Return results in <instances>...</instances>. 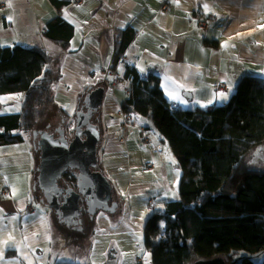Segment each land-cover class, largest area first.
<instances>
[{
  "label": "crops",
  "instance_id": "obj_1",
  "mask_svg": "<svg viewBox=\"0 0 264 264\" xmlns=\"http://www.w3.org/2000/svg\"><path fill=\"white\" fill-rule=\"evenodd\" d=\"M5 2L0 4V48L22 44L50 54L56 102L50 110L67 117L57 124L53 119L56 126L71 123L78 111L86 109V93L105 88L93 121L101 129L98 163L112 184V201L118 207L112 214L94 215L93 241L83 264L152 262L145 247V226L168 201L178 198L181 171L157 132L122 110L131 87L126 65L159 73L165 97L174 107L195 111L217 106L243 77H264V0H72L60 11L51 0ZM57 15L74 28L67 48L45 35L47 23ZM199 18L209 22L206 39ZM126 28L133 29L135 37L117 59V41ZM103 67L114 68L123 78L114 91L109 86L114 76ZM22 98L20 92L0 95V114L19 113ZM144 136L160 147L145 144ZM9 144L0 145V173L6 160L2 149ZM31 149L35 151L34 144ZM33 170L32 181L23 189L21 183L14 189L2 176V216L22 219L38 211H27L25 201L31 197L17 196L29 186L35 189L37 166L35 174Z\"/></svg>",
  "mask_w": 264,
  "mask_h": 264
},
{
  "label": "trees",
  "instance_id": "obj_2",
  "mask_svg": "<svg viewBox=\"0 0 264 264\" xmlns=\"http://www.w3.org/2000/svg\"><path fill=\"white\" fill-rule=\"evenodd\" d=\"M51 1L60 11L72 0ZM45 35L67 48L74 28L57 15L47 23ZM134 37L131 28L120 32L117 59ZM51 62L42 47L0 48V95H23L19 113L0 114V145L23 141V132L36 129L56 105ZM125 77L131 87L122 110L147 120L145 127L171 147L181 171L178 198L145 226V247L153 264L225 259L232 251L249 253L233 264H264V259L252 258L264 252V171L242 165L247 156L256 158L264 144V77L245 76L223 103L195 111L174 107L166 99L157 72L127 64ZM75 172L66 171L59 183L76 187ZM35 189L47 205L37 176Z\"/></svg>",
  "mask_w": 264,
  "mask_h": 264
},
{
  "label": "rangeland",
  "instance_id": "obj_3",
  "mask_svg": "<svg viewBox=\"0 0 264 264\" xmlns=\"http://www.w3.org/2000/svg\"><path fill=\"white\" fill-rule=\"evenodd\" d=\"M56 111L58 112V110H49L44 121L39 123L37 128L49 124L50 127H53L51 128L53 133L58 134L57 130L60 125L56 126V124L61 120L65 121L67 117L62 112L55 115ZM70 120L71 123H66L63 127L68 139H72L74 136L77 117ZM34 130L29 133L23 132L25 136L23 142L17 143V145L9 144L10 146L6 145L2 149L6 160L5 167L1 169L0 181L3 182L2 176H5L13 183L14 189L19 183L23 189L25 182H28L30 178L32 181L31 170L34 169L35 174L36 166L38 168L40 155L31 149V145L34 144ZM257 149L260 150V154H256L254 159H251L252 154L247 156L242 165L245 168L263 172L264 144ZM1 189L2 183H0ZM23 195H27L35 201L38 211L35 214H26L21 217L22 219L18 215L2 216L0 212V264H59L65 262L83 264L84 261H87L94 236L95 219L84 214L83 231H78L59 219L57 213L39 198L41 194L38 190L29 186L26 191L17 194V196ZM6 234L9 238H1ZM247 254L249 255L245 251H232L226 255L225 264H233ZM252 258L262 261L264 252L254 255Z\"/></svg>",
  "mask_w": 264,
  "mask_h": 264
},
{
  "label": "water",
  "instance_id": "obj_4",
  "mask_svg": "<svg viewBox=\"0 0 264 264\" xmlns=\"http://www.w3.org/2000/svg\"><path fill=\"white\" fill-rule=\"evenodd\" d=\"M104 95L103 86L86 93V109L78 111L75 115L77 121L72 139L66 137L63 125L59 126L58 134L34 130V138L39 136V140L34 143L35 151L40 155L37 185L47 206L57 213L63 223L78 230L83 229L82 199L86 201V212L92 216L100 210L114 212L118 207L117 204L111 203L112 184L98 164L101 129L93 120L102 107ZM70 169L76 171L77 190L71 187L63 188L59 184L63 174ZM194 264H225V259L218 257L197 260Z\"/></svg>",
  "mask_w": 264,
  "mask_h": 264
},
{
  "label": "built area",
  "instance_id": "obj_5",
  "mask_svg": "<svg viewBox=\"0 0 264 264\" xmlns=\"http://www.w3.org/2000/svg\"><path fill=\"white\" fill-rule=\"evenodd\" d=\"M0 4L2 6H5L6 5L5 0L1 1ZM198 22H199L200 27L205 31L204 38L206 39L208 37L206 32H207V29L209 28V22L206 19H204V18H199ZM102 69H103V71H107V72L111 73L114 76L115 80L112 81L109 84L110 90L114 91V89H116V87L120 86V84L123 82L122 76H120L117 73V71L114 70V69H105L104 67ZM222 87H224L223 84H221V88ZM213 107L208 108V110L212 109ZM134 118H136V117L134 116ZM137 119L140 120L139 118H137ZM143 141H144L145 144H152L154 147H158V148L160 147V146L156 145L151 140V138L149 136H144ZM149 166H151V165H149ZM25 204H26V209H27L28 212H36L37 211V207H36L33 199L27 198L26 201H25Z\"/></svg>",
  "mask_w": 264,
  "mask_h": 264
},
{
  "label": "flooded vegetation",
  "instance_id": "obj_6",
  "mask_svg": "<svg viewBox=\"0 0 264 264\" xmlns=\"http://www.w3.org/2000/svg\"><path fill=\"white\" fill-rule=\"evenodd\" d=\"M97 114H98V112L96 113V116H97ZM94 119H95V117H94ZM51 128H53V127H50L49 125H43L42 127H39V128H37L36 130L37 131H48V132H50V133H53V130H51ZM55 128V127H54ZM34 136V135H33ZM39 140V136L38 137H36V138H34L33 137V143H35L36 141H38ZM39 153V152H38ZM60 184V186H62L63 188H66V187H68L69 186V184L68 183H65V182H61V183H59ZM38 186V185H37ZM71 188H74V189H76L77 190V184H76V187L75 186H71ZM112 199H113V197H112ZM113 201L111 200V203H112ZM81 209H82V212H83V215H82V224H83V216H84V214H87V215H89L92 219H94V216H92V215H90V214H88L87 212H85V210H86V201L84 200V199H82L81 200ZM65 224V223H64ZM71 228H74L73 226H70ZM75 229V228H74ZM75 230H78V229H75ZM78 231H83V229L82 230H78Z\"/></svg>",
  "mask_w": 264,
  "mask_h": 264
},
{
  "label": "snow or ice",
  "instance_id": "obj_7",
  "mask_svg": "<svg viewBox=\"0 0 264 264\" xmlns=\"http://www.w3.org/2000/svg\"><path fill=\"white\" fill-rule=\"evenodd\" d=\"M171 95V93H169ZM223 96V94H221ZM174 99H180L179 97H173Z\"/></svg>",
  "mask_w": 264,
  "mask_h": 264
},
{
  "label": "bare ground",
  "instance_id": "obj_8",
  "mask_svg": "<svg viewBox=\"0 0 264 264\" xmlns=\"http://www.w3.org/2000/svg\"><path fill=\"white\" fill-rule=\"evenodd\" d=\"M112 69V68H111ZM99 164V163H98Z\"/></svg>",
  "mask_w": 264,
  "mask_h": 264
}]
</instances>
